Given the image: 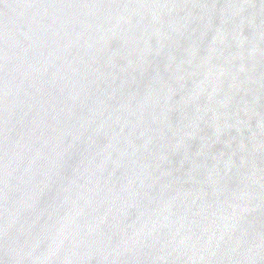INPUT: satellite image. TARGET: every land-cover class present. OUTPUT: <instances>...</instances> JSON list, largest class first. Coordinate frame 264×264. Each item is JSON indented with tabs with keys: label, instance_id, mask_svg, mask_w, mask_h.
<instances>
[{
	"label": "water",
	"instance_id": "1",
	"mask_svg": "<svg viewBox=\"0 0 264 264\" xmlns=\"http://www.w3.org/2000/svg\"><path fill=\"white\" fill-rule=\"evenodd\" d=\"M0 264H264V0H0Z\"/></svg>",
	"mask_w": 264,
	"mask_h": 264
}]
</instances>
